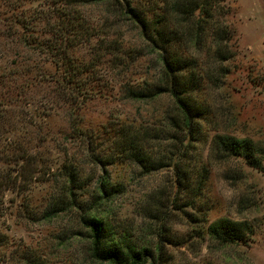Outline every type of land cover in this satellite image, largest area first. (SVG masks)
Wrapping results in <instances>:
<instances>
[{
    "label": "rangeland",
    "instance_id": "1",
    "mask_svg": "<svg viewBox=\"0 0 264 264\" xmlns=\"http://www.w3.org/2000/svg\"><path fill=\"white\" fill-rule=\"evenodd\" d=\"M226 5L236 55L220 63L205 59L213 76L198 94L206 117L183 151L162 118L171 109L169 98L140 103L120 91L123 84L152 82L158 65L133 26L116 29L123 67L106 74L107 88L84 101L79 128L87 135H55L38 151L31 141L35 164L0 190V264H100L88 256V230L79 222L86 213L102 218L111 234H126L136 249L150 248L151 264H264V169L222 157L214 144L215 134L227 130L264 147V0ZM85 14L92 20L104 16L101 7ZM76 54L86 56L84 50ZM51 127L70 132L59 112ZM132 132H139L142 156L158 169L142 168L123 151L127 143L119 134ZM44 162L48 168L37 171ZM74 171L78 177L70 183L67 175ZM101 185L112 191L99 206ZM60 202L71 207L45 216ZM221 218L249 225L246 241H212L207 228Z\"/></svg>",
    "mask_w": 264,
    "mask_h": 264
},
{
    "label": "trees",
    "instance_id": "2",
    "mask_svg": "<svg viewBox=\"0 0 264 264\" xmlns=\"http://www.w3.org/2000/svg\"><path fill=\"white\" fill-rule=\"evenodd\" d=\"M226 1L0 0V190L11 188L18 175L35 164L29 158L27 145L31 141L38 151L55 140V135H87L79 128L83 103L107 88L110 77L106 74L123 67V44L116 29L124 25L133 26L156 56L158 72L152 82L136 88L123 84L120 91L140 103L169 98L171 109L164 110L162 118L168 133H172L170 137L183 151L200 133L206 117L198 94L213 76L203 66L205 59L220 63L236 55L232 50L233 31L225 22L231 13ZM89 7H101L104 16L92 20L85 14ZM79 50L86 56L77 55ZM102 68L106 73H101ZM57 112L63 114L69 133L52 131V118ZM138 133L119 134L127 143L123 151L142 168L158 169L142 156L140 140L135 137ZM214 144L222 157L239 158L248 167L263 171L264 147L247 134L220 130ZM173 167L177 168L176 160ZM4 168L10 172L6 174ZM39 168V172L48 168V163L39 164ZM77 177L76 171L67 175L70 183ZM101 186L95 198L99 206L109 200L112 191ZM63 203L45 216L71 207H62ZM79 222L88 230L85 238L93 261H154L150 248L136 249L126 234H111L102 218L86 213L79 216ZM249 228L245 222L221 218L208 226L207 235L226 246L245 242Z\"/></svg>",
    "mask_w": 264,
    "mask_h": 264
}]
</instances>
